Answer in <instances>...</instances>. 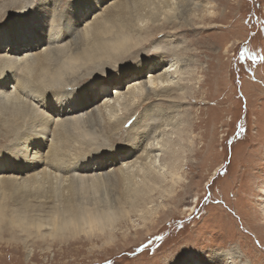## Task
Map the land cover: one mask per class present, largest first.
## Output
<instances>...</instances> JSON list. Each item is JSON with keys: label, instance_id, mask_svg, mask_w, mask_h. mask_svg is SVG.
I'll return each mask as SVG.
<instances>
[{"label": "rangeland", "instance_id": "obj_1", "mask_svg": "<svg viewBox=\"0 0 264 264\" xmlns=\"http://www.w3.org/2000/svg\"><path fill=\"white\" fill-rule=\"evenodd\" d=\"M153 7L145 0H0L1 41L17 37L12 19L24 9L60 46L31 73L15 70L11 80L21 85L19 97L0 102V264H264V0H191L190 6L173 0L159 21ZM99 18L102 23L95 28ZM69 21L77 24L75 30L95 22L94 35L72 40L66 33ZM135 25L154 36L109 56V38ZM156 25L162 29H150ZM75 45L87 54L95 46L93 56L108 58L72 65ZM175 47L183 53H165ZM10 50L2 53L19 56ZM171 64L178 72L169 75L170 93L182 97L173 105L161 98L129 106L113 104V99V107L123 108L122 118L109 128L112 105L104 102L114 97L112 89L142 80L153 67L164 72ZM65 96L78 107H60ZM83 100L89 104L83 107ZM55 119H65L61 128ZM13 124L19 129L7 134ZM154 136L168 152L180 151L178 160L155 152L162 154V163L179 165L182 179L173 185H142V197L153 189L147 219L115 215L103 231L65 228L55 233L41 225L48 215L66 209L65 176L75 174L69 182L81 214L131 205L126 184L120 188L113 180L80 181L78 176L98 172L103 160L108 170L118 169L137 158ZM30 140L43 142L37 151L41 160L45 152L52 168H30L25 158L20 161L18 156L32 153ZM43 167L56 177L47 174L40 186L34 172ZM142 199L133 200L141 205Z\"/></svg>", "mask_w": 264, "mask_h": 264}, {"label": "bare ground", "instance_id": "obj_2", "mask_svg": "<svg viewBox=\"0 0 264 264\" xmlns=\"http://www.w3.org/2000/svg\"><path fill=\"white\" fill-rule=\"evenodd\" d=\"M145 1L149 2L150 4L151 3L154 4V7L152 8L151 12L153 13V11H155L153 16H157V18H155L154 20L159 21L161 19V15L163 14L166 15L167 12L171 10L173 0H145ZM182 1H186L187 6H190L191 0H182ZM139 3H140V0H139ZM94 4H97L96 1H94ZM122 8L123 9L126 8L125 3H122ZM7 11L8 10H6L4 14H8L9 12L7 13ZM23 11L25 10L24 9L16 10L17 13L16 15H14L12 19V24L14 25L13 29L16 32L14 34H16L17 37H14L12 39L8 38L2 41L0 39V53H1L0 54V84L5 82L4 83L5 89L0 90V102L2 103H12L14 100H17L19 97L18 96L19 94L17 91L21 89V85H19L18 81L13 80L14 82H12L11 80L15 78L14 77L15 70L20 69L22 67V70H25L26 72L31 73L36 65H40V66L44 65L53 55V52L55 51V49H58L60 47V46L55 47V45H53V42L50 39L51 33L49 31L48 32L50 34L47 31L40 30V27L38 26V23H39L38 20L34 22L29 20V14ZM211 13L214 14V12H210V14ZM118 15L122 16L123 13H119ZM100 20L102 19L101 18L98 19L99 21L98 26H97L98 21L96 22V24L95 22L93 24H91V22H88L87 24H85L83 28L81 29L78 28L77 30H75L77 24L69 21L67 24L65 23L66 33L70 35L69 37L72 36V40L73 38L79 39L83 35H86L88 37L93 36L95 33L92 31L93 25L95 24L96 26L95 28H98L102 23ZM108 20H109V17H106L105 21H108ZM123 29H125L127 33L120 34V29H117V32L111 38H109V40L112 41L110 43L112 51L109 52V56L114 55L115 57H117L118 55H120L118 54V52L121 48L123 49V47H127V49H129L131 47H137L143 44L144 41H147L150 37L154 36V34L152 33L149 34L148 29L140 30L138 26L132 29H130V27L126 29V26H125L123 27ZM150 29H154V30L160 29L161 30L162 26L156 25V26H152ZM47 43L49 44L51 43V44L47 46ZM9 48L11 49L10 52L12 53L15 52L19 56L14 54V56L9 57L7 56V54L2 53V52H6L7 49ZM182 49L179 47H175L174 49L171 48V49L165 50V53H169V52H173L176 54L179 52L183 53ZM33 50L35 52L30 53ZM93 50L95 51V46L93 47ZM93 50H91L92 52H90V54H87L85 51H82V48L75 45L73 53L70 56L71 64L73 65L74 63L78 61H85V63L88 64L89 60H95V62H98L97 57L98 59L100 57L108 58V56H104L101 54H99V56H97V54L96 56H93V53H94ZM122 56L124 57V54H121V56H119L118 58H121ZM69 67H72V66L69 65ZM177 67L178 66H175V64H171V66L166 68L164 72L162 70V72L160 73L158 72L160 69L153 67L152 73L149 76L144 75L143 76L144 78H141L142 80H138V81L134 80L130 82L128 86L125 85L122 89L119 88V90L117 89L116 91L112 89L111 92L114 97L105 98V102H104L105 106L106 107L111 106L112 105L111 100L113 99H114L113 104L117 103L121 105L123 104L125 106L126 104L128 106L131 104H137L142 99L148 100L152 98H157V99L161 98L160 100L163 99L164 101L168 103L170 102V104L173 103L174 101H176V98H178L179 96L182 97V93L177 95L176 98L175 96H172V94L170 93V91L174 89V87H171L173 86L174 83L171 79L172 76H169V75L171 72H178V70H176ZM12 83L14 84L12 85ZM6 85H9V86L6 87ZM65 98L66 99H64V101H62L63 99L61 100L63 103H61L62 105H60V107L63 106V108H68V110L78 107L76 106L74 101L70 102V100H67V96H65ZM122 101L124 103H121ZM64 104H70V108L66 105L64 106ZM87 104L89 103H87L86 100H83L82 106L84 107ZM111 107L112 108H111V111L109 112L108 124H109V128L113 129L114 126L118 125V122H121L120 118L122 117H121L120 110H122L123 108H119L117 105L115 107H113L112 105ZM74 118H77V117H74ZM65 119H55L56 125H59L58 128L62 127L61 124L65 122ZM18 129H19L18 124H13L9 126L8 128H6L8 132L7 134L15 133ZM46 130L47 129H45L44 131ZM149 132L147 133L146 131L144 133L146 137L149 136ZM27 146L31 147L29 150H31L32 153L29 154L28 157H26L27 156L26 153L24 155L18 156V158H21L20 160L21 162L23 161L22 158H25L24 160H27L28 162H30V164H28L30 168H36L40 165H45V166H49L52 168V164L49 163V160H46V157L44 154L45 152L42 154L43 160H41V154L37 151L38 149L44 147L43 142L36 143L30 140L29 145ZM165 148H166L165 143H163L161 140L157 139L154 136L152 140H150L147 144L144 145V147L142 148L143 150L141 154L137 158H135L133 161L127 162L126 164H123V165L121 164V166H119L118 169L116 168V169L108 170L107 167L109 166V164L104 163L106 162V160H103L99 163L101 169H99L98 172H95L93 174H85V175L80 174L78 176V179H80V181L85 180V179L92 180V181L99 180V182H101L100 180H105V181L113 180L115 184L117 185V187H120V188L121 187L123 188L125 186L124 184H126L125 192L129 193V194L127 193L129 198L125 196L124 197L127 198L128 200L130 199V202H132L131 205H126V206L119 205V207L115 211H111L113 207H110V209L104 206L98 207L96 209L91 208L90 210H87L85 212L83 211L84 214H81L80 210H78V208L76 207V201H74L75 199L74 198L75 197L74 187L75 186L71 184V182H69L70 181L69 178H71V176H75L74 174L70 176H65L64 178L61 179L62 180L61 184L63 185L62 191L64 193L63 197H64V203L66 205V209L61 210L60 212L58 211V213L54 216L48 215L49 217L46 219L47 222H41V225L47 224L48 226L51 227V230H53L55 233L59 231L62 232V230H64L65 228L70 229V230H75V229L78 230L79 228L80 229L85 228V229H88V231L95 230L97 228V230L102 229L103 231L106 228V226L109 224V222L112 221L114 217H116L115 215H121V214L125 215L128 213H132V214L134 213L135 215L139 216L143 220L147 219L149 217V216L148 217L146 216V213L148 212L147 208H149V205H151V202L153 199V197L151 196L152 191H153V189H151L152 185H155V184L164 185L168 182H171L172 183L171 185H173L175 182H178V180L182 179V176L178 173L179 165L175 163L173 165L164 164L165 162L162 163L161 158H160L162 154L155 152V151H159V152L164 151L165 154L171 153V157H172L171 159L178 160L180 151H177L175 149L172 152L171 150L168 152V150H165ZM2 166L3 165H0V168H2ZM118 171H121V173H119ZM34 174L37 179V185L39 184L40 186L44 183L43 180L45 179L43 177H46L47 174L49 178L56 177V174L52 173L47 167L40 168L39 170L35 171ZM115 174L116 176L114 177L113 175ZM117 174H120V175H117ZM138 176L142 178H140L139 180L137 179ZM143 184L151 186L150 190L146 191V193L149 191L146 194L148 195L147 197H142V194H139L140 192L144 191L145 187L141 188ZM133 199L134 200L142 199L143 200L142 204L136 205ZM156 209H152L151 213H153ZM0 214L2 215L1 208H0ZM114 220L115 219H113V221ZM190 256H193V255H190ZM194 264H200V262L194 261Z\"/></svg>", "mask_w": 264, "mask_h": 264}]
</instances>
